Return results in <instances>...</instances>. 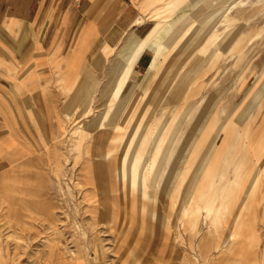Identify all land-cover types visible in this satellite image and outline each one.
I'll return each mask as SVG.
<instances>
[{
  "label": "crops",
  "instance_id": "obj_1",
  "mask_svg": "<svg viewBox=\"0 0 264 264\" xmlns=\"http://www.w3.org/2000/svg\"><path fill=\"white\" fill-rule=\"evenodd\" d=\"M165 1L0 0V264H103L102 257L94 259L98 234L105 240L108 263L116 260V264H163L167 260L168 223L164 236L149 225L139 242H124L121 254L110 255L108 248L113 250L115 243L110 244L109 240L117 234L137 232L123 225V219H119L116 229L107 226L116 220L114 204H124V199L120 194L114 195L116 181L98 173L111 170L106 162L94 158L85 162L82 169L85 178L81 198L86 210L79 218L86 224L84 228L63 225L66 217L61 213V200L55 190L58 182L47 174L54 150L50 149V141L61 135V92L95 90L91 76L103 73L101 69L107 76L125 73L127 78L120 94L139 88L143 77L154 70L158 59L156 37L163 26L160 21L145 31L140 22ZM182 1L170 0L168 6L176 8ZM114 80L107 77V90L113 89ZM263 93L264 88L257 85L237 111L235 120L239 122L252 111ZM219 119L215 115L199 120L187 147L185 140L180 149L174 147V156L186 148L185 159L166 186H178V170L184 161H191L185 167L187 177L191 164L196 165L195 170L203 164L210 147L224 131L219 129L207 145L214 132L212 124H218ZM119 123L116 119L113 130L105 132L102 151L107 156L118 150L122 140L123 133L115 130ZM256 123H260L261 130L251 128L250 123L242 132L238 129L239 140L251 139L253 146L239 148L230 158L226 149L216 172L221 170L220 181L227 180L218 185L217 179H212L200 198L207 211L203 210L202 218L212 216L216 220L205 226V234L198 242L203 264H264V168L257 174L253 172L259 164L264 166V117ZM167 142L162 145L164 153L168 152ZM231 163L232 176L227 173ZM121 169V179L125 180L129 173L131 184L139 183L147 195L149 168L140 169L138 163L130 167V172L124 166ZM238 177L239 181L232 184ZM175 193L176 189L168 194L171 208L172 203L177 204ZM254 202H259L252 216L255 226L243 223L238 227V220L252 219L251 215L246 216L251 209L245 204ZM232 215L237 223L228 252L230 238L222 241L221 233ZM213 252L216 253L212 256Z\"/></svg>",
  "mask_w": 264,
  "mask_h": 264
},
{
  "label": "rangeland",
  "instance_id": "obj_2",
  "mask_svg": "<svg viewBox=\"0 0 264 264\" xmlns=\"http://www.w3.org/2000/svg\"><path fill=\"white\" fill-rule=\"evenodd\" d=\"M168 1L140 22L144 23L145 31L160 21L163 26L156 37L158 59L154 70L143 77L139 88L126 90L117 99L113 98L111 90L106 88V81L107 77L112 80L116 76H107L105 69H101L103 73L91 76L90 81L94 83L95 90L61 92V135L50 141V149L54 150L47 174L58 182L55 190L61 200V213L66 217L63 225L84 228L86 224L79 218L86 210L81 198L84 188L82 179L85 178L82 169L85 162L93 161L94 158L97 162H106L111 170L98 173L115 180L117 185L113 188L114 195L120 194L124 199V204H114L116 220L108 222L107 226L116 229L119 219H123V225L129 226L131 232H137L135 235L117 234L109 240L108 243H115L113 250L108 248L110 255L121 254L124 242L130 245L139 242L143 237L141 233L149 225L153 231L163 235L168 223L169 255L163 264H203V251L198 242L205 234V226L216 222L212 216L202 218L203 199H199V193H196V185L207 160L198 172L195 171L196 165L191 164L188 177L185 167L191 161L189 158L187 163L184 161L183 168L178 170L176 187L166 186L165 177L181 155H173L174 147L178 150L182 141H186L185 145L190 142L200 125L199 120L211 119L215 115L220 117L218 124H212L214 132L207 145L219 134V129V132L224 130L210 147L209 162L222 159L226 149L230 158L239 148L246 149L252 144L251 139L239 140V130L242 132L247 129L249 123L251 128H258L260 123L256 122L264 117V93L260 103L239 122L235 116L257 85L264 88V0H224L220 4H214L218 0H183L176 8L162 7ZM219 7L222 9L219 10ZM129 99L132 100L130 104ZM103 114L105 116L101 118ZM116 119L120 123L115 130L123 133L122 140L118 150L107 156L102 151V143L105 132L113 130ZM130 119L133 121L127 125ZM231 119L234 120L230 122ZM160 137H163L162 145L168 141V155L163 158L166 167L159 160L154 163ZM234 146L237 148L233 149ZM238 157L240 159V155ZM138 163L139 168L145 170L152 165L156 168L165 167L163 177L158 180L156 171H151L153 173L149 175L146 186L147 195L143 194L139 183L136 186L131 184L129 173L125 180L121 179L123 166L126 172H130V167ZM233 167V163L228 166L227 173L230 176L233 175ZM262 167L259 164L253 172L257 174ZM220 172H216L213 177L219 182L218 185L227 180L224 178L220 181ZM159 182L163 185L155 186ZM121 183L123 186H118ZM174 189L177 204L172 203L171 208L167 199ZM243 198H240V205ZM197 199L199 201L195 206ZM258 204H245L251 209L246 211V216L251 215L252 219H243V222L238 220V227L243 223L255 226L252 216L258 210ZM235 223L237 221L232 215L221 233L222 241L230 238L227 240L228 252L233 243ZM95 239L94 259L102 257L103 264H116V260L111 263L106 260L104 248L107 247L103 236L98 234Z\"/></svg>",
  "mask_w": 264,
  "mask_h": 264
},
{
  "label": "bare ground",
  "instance_id": "obj_3",
  "mask_svg": "<svg viewBox=\"0 0 264 264\" xmlns=\"http://www.w3.org/2000/svg\"><path fill=\"white\" fill-rule=\"evenodd\" d=\"M222 1H224V0H218V1H216L214 4H220ZM169 2H170V0L164 5V6H162V7H166V6H168L169 5ZM220 8V7H219ZM222 8H220L219 10H221ZM126 77V75H125V73H123V72H120L116 77H115V80H114V83H113V89L111 90V95H112V97L113 98H118V96H119V94L121 93V89H122V87H123V83H124V78ZM105 116V114H103L102 115V117L101 118H103ZM224 133V132H223ZM222 133V134H223ZM150 135H151V133H150ZM160 141V140H159ZM158 141V142H159ZM188 143H190V142H188ZM188 145V144H187ZM187 145H186V147H187ZM166 148H167V146H166ZM227 148V147H226ZM211 149V148H210ZM210 149H209V152H208V155L210 156V154H211V151H210ZM184 152L177 158V162H176V165L173 167V169L171 170V172H169V175L167 174V176L165 177L166 179L165 180H169L171 177H173L174 176V174H175V172H176V168L178 167V165L180 164V163H182V161H183V158H184V155H185V151H186V148L183 150ZM166 155H168V153L166 152V153H164L163 152V150H162V140L160 141V144L159 145H157V147H156V152H155V154H154V163H156L157 162V160H159V162L161 163H163V164H165V161L163 160V158L166 156ZM170 155L171 154H169V157H170ZM207 155V158H206V160H207V164H206V166L204 167V169H203V172H202V174H201V177H200V180H199V182H198V184L196 185V187H197V195H198V193H199V195H198V197H199V199L201 198V196H202V194L204 193V191H205V189H206V186L208 185V183L213 179V177H214V175H215V172H216V169H217V167H218V165L220 164V162H221V158L216 162V161H214V159H212L211 160V162H209V156ZM158 156H159V158H158ZM206 160H205V162H206ZM115 164V163H114ZM167 166V164H165V167ZM158 168H162V170L163 171H159L158 170ZM203 167H202V164H200L199 166H198V168L195 170L196 172H198L200 169H202ZM152 170H155L156 172H155V177H156V180H158L157 178H162L163 177V175H164V170H165V168L164 167H154L153 165L149 168V174L151 175L152 173H151V171ZM201 172V171H200ZM141 174V177H142V172H140ZM121 178H122V174H121ZM238 182L239 181V177L236 179V180H232V184L234 183V182ZM141 183H142V180H141ZM195 183V182H194ZM233 189L234 188H232V192H233ZM196 193H195V195H196ZM199 199H197L196 200V204H195V206H197V203H198V201H199Z\"/></svg>",
  "mask_w": 264,
  "mask_h": 264
}]
</instances>
